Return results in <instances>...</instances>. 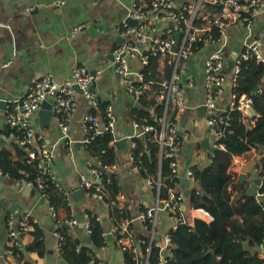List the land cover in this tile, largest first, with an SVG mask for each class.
<instances>
[{
	"label": "crops",
	"instance_id": "crops-1",
	"mask_svg": "<svg viewBox=\"0 0 264 264\" xmlns=\"http://www.w3.org/2000/svg\"><path fill=\"white\" fill-rule=\"evenodd\" d=\"M133 1L0 0V63L7 64L0 70V131L5 127V105L9 100L20 99L28 83L45 73H50L56 80H64L77 66H84L90 72L99 71L91 85L96 101L78 93L75 98V110L68 121L66 137L73 143L74 158L67 152L64 134L54 118L49 122L41 121L38 115L34 118L36 133L44 137L53 151L50 166L68 196V208H59L58 216L63 221L70 218L77 220L76 225L71 226L66 222L62 225L67 224L64 226L69 227V233L81 240L86 236L83 226L85 211L97 214L105 232L112 225L108 220L109 206L104 200H98L85 192L81 197L72 194L78 189L80 174L88 171L86 163H99L96 159L87 160L82 146L80 147L84 152L82 154L75 147L76 142H82L84 138L81 123L87 113L94 112L98 119L103 121L101 117L106 106L110 110V120L111 118L113 120L114 140L126 139V143L120 147L114 144L117 158L111 165L113 167L107 169L119 180L120 191L115 197L116 204L122 205L118 207L122 210L119 222L129 224L133 233L136 236L140 235L143 233V225L138 216L153 206L158 199L155 186L147 183V179L129 159V141L134 134L133 109L139 108L140 105L126 90L123 79L115 72L112 63L113 48L124 39L131 38L129 34H121L118 28L127 17ZM256 21L258 25L255 31L264 30V15H257ZM77 26H80V30L73 34L72 30ZM228 36L229 42L225 53L229 61L233 58V52H239L247 31L240 25L233 26ZM213 49V45L203 47L202 53L194 54L183 63L184 76H192L195 83L191 87L183 85L187 109L182 115L174 116L180 133L185 134L176 156L179 177L186 178V173L192 165H206L210 160V148H216L214 136L205 121L206 108L202 113L198 110V107L204 105L205 98L204 57ZM131 65L134 66V63ZM164 68L166 71L164 77L169 78L170 69ZM163 69L160 76L164 75ZM220 99L224 102L227 93ZM259 117V113L256 112L255 117H251L249 112V117L243 119V122L247 127H252ZM10 144L9 140L0 138V148L8 147ZM220 144L223 148L224 145ZM258 148L255 145L243 154L234 155L229 171L241 187L256 195L264 213V192H258V187L263 182L258 162L264 153L256 160ZM247 165L252 168L245 174V179H241L242 169ZM255 179H259V182H255ZM188 182V186L183 182L176 186L186 201L184 212L188 224L192 226L195 219L210 222L213 216L205 209L206 212L200 210L202 207L187 205L188 200L183 191L195 185L190 180ZM236 192L234 188L229 187L231 197ZM48 207L47 199L36 188L26 187L21 181L0 175V264H17L12 257L2 254L5 251L4 246H7L5 223L6 217L16 222L24 214L37 218L44 233L46 248L44 255H39L36 251H27L26 247L34 237L33 227L30 228L20 237L19 242L28 260L34 264H66L54 237L56 223ZM171 224L173 221L167 210L158 212L157 225L160 232H165ZM107 242L104 248L98 249L97 256L106 264H125L122 250L114 243V237ZM257 250L258 256L264 258V241L258 245Z\"/></svg>",
	"mask_w": 264,
	"mask_h": 264
},
{
	"label": "built area",
	"instance_id": "built-area-1",
	"mask_svg": "<svg viewBox=\"0 0 264 264\" xmlns=\"http://www.w3.org/2000/svg\"><path fill=\"white\" fill-rule=\"evenodd\" d=\"M260 14L264 15V0H134L127 17L121 22L118 30L121 34H129L131 38L124 39L112 50L114 70L121 76L126 90L136 101L150 90L152 84L156 86L152 93L153 99L164 106L163 116L160 118L161 130L158 133L159 158L169 159L168 165L175 176L179 174L176 156L185 134L180 133L175 117L172 122L166 121L165 113L169 105L174 106L175 114L179 116L187 109L183 85L191 87L195 79L192 76H184V61L194 54L202 53L203 47L214 46V49L204 57L203 104L207 111L206 124L214 136L215 146L220 147L219 140L225 136L230 124V112L239 111L244 120L249 117L248 108L252 107L253 98L243 93L238 94L236 79L241 63H264V30L255 31L258 25L256 16ZM127 18L135 19L137 24L129 25L126 22ZM239 25L245 28L247 36L239 52L232 58L234 64L229 69L225 53L229 42L228 32L233 26ZM79 30L80 26H77L73 28L72 33L76 34ZM151 57L160 58L162 63L160 72L164 67L170 69L169 78L160 76L157 80L145 79L142 67L148 64ZM131 63H134V66ZM6 65L0 63V70ZM98 74L99 71L90 72L84 66L75 67L68 78L60 81L50 73H45L27 84L20 99L9 100L5 105V122L15 128L19 135L13 133L2 137L15 140L19 146L27 150L28 163L34 160L33 176L21 169L20 173L25 176L21 182L26 187L38 189L44 197L41 190L46 181L55 182L58 186L60 183L49 163L53 151L44 137L36 133L34 118L41 108L42 101L45 99L50 101L53 118L64 134L65 148L70 157L74 158L73 143L66 137L68 121L76 107L75 98L78 92L74 86L81 90L85 98L96 101L91 85ZM263 89L264 78L253 95L261 93ZM226 93L227 99L222 102L220 98ZM107 115L111 116L109 108ZM112 121L111 118L108 126L112 127ZM99 124L97 116L93 114H86L83 117L82 131L84 135L87 133L90 136L82 139L81 146L89 142L93 134L99 131ZM133 128L134 134L129 141L131 162H133L132 148L135 145L133 138L151 130L152 126L144 121H133ZM111 167L113 166H106L105 170ZM100 173L96 168L89 167L86 173L80 174L78 189L102 201L105 193L97 183ZM186 178L194 182L191 170L187 171ZM147 183L155 186L158 199L153 206L142 211L138 216L143 225V233L136 236L129 224L115 223L110 215L108 220L112 225L104 232V236L106 238L107 234H111L122 251H129L132 264H152L150 252L153 246L158 248L160 254V259L155 264H165L172 248L170 229L175 228L179 223H188L184 212L186 201L176 189L178 184L176 181L167 188V196L162 199L159 198V188L162 184L160 174L155 181L147 179ZM116 205L122 207L120 204ZM48 209L54 218L56 216L54 206L49 205ZM161 210H167L173 221L163 233L159 231L157 225L158 212ZM200 210L206 212L204 209L200 208ZM96 219L100 221L98 216ZM65 222L71 226L78 223L74 218ZM5 224L6 244L11 246L18 244L19 236L35 224L39 225V222L37 218L24 214L16 222L8 219ZM83 226L88 236L90 222L86 213ZM54 237L59 246L62 236L55 231ZM142 245H145L144 251H141ZM10 253V250L2 252L8 257Z\"/></svg>",
	"mask_w": 264,
	"mask_h": 264
},
{
	"label": "trees",
	"instance_id": "trees-1",
	"mask_svg": "<svg viewBox=\"0 0 264 264\" xmlns=\"http://www.w3.org/2000/svg\"><path fill=\"white\" fill-rule=\"evenodd\" d=\"M160 61V58L151 57L148 64L142 67L145 79L160 78V71L157 70ZM164 69L163 76H166ZM263 78L264 63H241L236 79L238 94L252 96V107L260 114V117L255 120L252 127H247L240 112L231 111L230 124L225 136L219 140L224 147H216L209 154L210 160L206 165L190 166L195 185L189 188L191 192L187 205L202 207L213 216V219L210 222L195 219L192 226L188 223H179L175 228L170 229L172 248L165 264H264V258L258 256L257 250L258 245L264 241L262 205L258 202L256 195L241 187L229 171L234 155L247 152L255 147V144L264 145V89L261 93L253 95L255 88ZM155 88L156 86L152 84L151 90L137 100L140 107L133 109V120L144 121L151 125L152 129L133 138L135 145L132 148V164L138 168L145 179L155 181L160 174L162 184L159 188V197L162 199L166 198L168 187H171L175 181L176 183L181 181L179 174L175 176L171 172L168 165L169 159L159 158L158 133L161 130L160 118L163 116L164 106L154 101L152 93ZM175 113L176 109L169 105L165 113L166 121L172 122ZM87 114L96 116L94 112ZM101 118L103 121L98 119L99 131L93 134L89 142L82 147L87 160L96 159L99 162V164L86 163V168L93 167L101 172L99 186L105 193L104 202L108 204L110 215L117 223L122 216V210L117 207L115 198L120 191L119 180L115 174L105 170V167L113 165L117 158L115 143H113L115 138L112 127L108 126L110 117L107 115L106 106ZM13 133L19 135L15 128L5 122V127L0 131V138ZM164 133H167V129ZM89 136L87 133L84 135L85 138ZM9 142L10 146L0 148L2 176L6 175L11 179L21 181L25 177L20 173L21 169L33 176L34 160L31 163L27 162V150L19 146L15 140ZM258 167L263 177L258 192H264V154L258 162ZM229 187L237 191L232 197ZM41 192L45 195L49 205L55 208L56 216L53 219L56 223V232L62 236L59 241V251L66 264H105L97 256L98 249L108 244L104 236V225L96 219L97 214L85 211L90 222V233L88 234L90 242L84 243L83 240L69 233V227L62 225L65 221L58 216L59 208H68V196L60 184L58 186L55 182L48 180ZM32 233L34 237L26 247L27 251H36L39 255H44L46 248L43 230L35 224ZM114 243L116 244L115 241ZM144 247L145 245L141 246V251H144ZM3 249L11 251L10 255L17 264H34L24 255L20 244L4 246ZM122 253L124 263L132 264L129 251L124 250ZM159 259V250L153 246L150 252L151 263L155 264Z\"/></svg>",
	"mask_w": 264,
	"mask_h": 264
},
{
	"label": "water",
	"instance_id": "water-1",
	"mask_svg": "<svg viewBox=\"0 0 264 264\" xmlns=\"http://www.w3.org/2000/svg\"><path fill=\"white\" fill-rule=\"evenodd\" d=\"M126 22L129 25H136L137 24V21L135 19H133V18H127ZM234 56H235V53L233 52L232 57H234ZM233 64H234V61L232 59L229 60L228 61V68L230 69L233 66ZM74 88L76 89V91L78 93H81V90L77 86H74ZM198 110H199V113H202L205 110V106L202 105V106L198 107ZM248 111L250 112V116L251 117H255L256 111H255V109L253 107H249ZM37 115L40 116V120L44 121V122H49L51 120V118H53V112L51 110V104H50V102L48 100L45 99L44 101H42L41 108L38 110ZM125 143H126V139L125 138H121V139H118V140L115 141V144H116L117 147H120V145H123ZM204 143H205V141L203 142V144ZM81 145H82L81 142H76V144H75V147L78 149L80 154L83 153L82 150L80 149ZM255 145L257 147H259L258 148V155L256 156V160H258L260 158V156L264 153V145H259V144H255ZM214 150H215V147H211L210 148V152H213ZM251 168H252V166H250V165L244 166L243 169H242V173L240 174V178L241 179H245V174ZM180 181L183 182L184 185L188 186L189 182H188L187 178L180 177ZM255 182H259V179H255ZM97 183H100V179L99 178L97 179ZM38 192L40 193L39 190H38ZM190 192H191L190 189H187V188L183 191L184 196H185L186 199H188ZM72 194L75 197H81V196H83L84 192L81 189H77V190L73 191ZM63 225L67 226V224H63ZM158 238L159 237L157 236L156 239H158ZM106 239L107 240H113V237H112L111 234H107L106 235ZM83 241L85 243H89L90 242L89 236H85L83 238ZM22 250L24 251V249H22ZM213 260H214L215 263L217 262L215 260L214 256H213Z\"/></svg>",
	"mask_w": 264,
	"mask_h": 264
},
{
	"label": "bare ground",
	"instance_id": "bare-ground-1",
	"mask_svg": "<svg viewBox=\"0 0 264 264\" xmlns=\"http://www.w3.org/2000/svg\"><path fill=\"white\" fill-rule=\"evenodd\" d=\"M49 102H50V101H49ZM50 104H51V102H50ZM34 127H35V123H34ZM1 138H2L3 140H7V141L9 140V139H4V137H2V136H1ZM9 141H11V140H9ZM220 148H222V147H220ZM22 216H23V215H22ZM20 217H21V216H20ZM20 217H19V218H20ZM28 230H29V229H28ZM28 230H27V231H28ZM27 231H26V232H27ZM26 232H23V233L19 236V242H20V237H21L23 234H25ZM19 242H18V245H19ZM6 255H7V254H5V256H6ZM7 257H8V256H7ZM10 257H11V255H10Z\"/></svg>",
	"mask_w": 264,
	"mask_h": 264
},
{
	"label": "rangeland",
	"instance_id": "rangeland-1",
	"mask_svg": "<svg viewBox=\"0 0 264 264\" xmlns=\"http://www.w3.org/2000/svg\"><path fill=\"white\" fill-rule=\"evenodd\" d=\"M230 60V59H229Z\"/></svg>",
	"mask_w": 264,
	"mask_h": 264
}]
</instances>
